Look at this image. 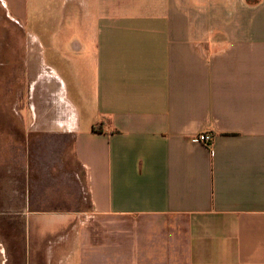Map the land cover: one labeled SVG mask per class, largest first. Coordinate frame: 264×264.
Returning <instances> with one entry per match:
<instances>
[{
  "label": "crops",
  "instance_id": "0c3cea01",
  "mask_svg": "<svg viewBox=\"0 0 264 264\" xmlns=\"http://www.w3.org/2000/svg\"><path fill=\"white\" fill-rule=\"evenodd\" d=\"M69 8L51 100L0 136V221H71V264H264V0Z\"/></svg>",
  "mask_w": 264,
  "mask_h": 264
},
{
  "label": "rangeland",
  "instance_id": "374dc122",
  "mask_svg": "<svg viewBox=\"0 0 264 264\" xmlns=\"http://www.w3.org/2000/svg\"><path fill=\"white\" fill-rule=\"evenodd\" d=\"M66 6L65 14H61L60 8ZM69 6L71 0H0V136H7L8 116L20 123L25 117L32 119L29 105L38 107L42 101L51 100L50 94L42 92V86L51 84L54 90V71L61 64L54 49L58 39L65 38L58 22L66 21L69 32ZM59 47L62 48L60 44ZM21 134L22 130L15 129L14 136ZM47 185L48 197L59 189L66 191L62 188L63 180L48 181ZM48 201L56 203L55 199ZM51 207L54 212L62 211L60 206ZM62 207L70 209V205ZM4 216L0 221V264H71V221L42 220L37 222L43 224L42 230L34 235L36 222ZM45 224L51 227L60 224V228L48 227L45 231Z\"/></svg>",
  "mask_w": 264,
  "mask_h": 264
},
{
  "label": "built area",
  "instance_id": "2783aa9c",
  "mask_svg": "<svg viewBox=\"0 0 264 264\" xmlns=\"http://www.w3.org/2000/svg\"><path fill=\"white\" fill-rule=\"evenodd\" d=\"M211 141H212V138H211L210 134H207V133L199 134L193 140V142L200 143V144H203L206 146H210Z\"/></svg>",
  "mask_w": 264,
  "mask_h": 264
},
{
  "label": "bare ground",
  "instance_id": "6f19581e",
  "mask_svg": "<svg viewBox=\"0 0 264 264\" xmlns=\"http://www.w3.org/2000/svg\"><path fill=\"white\" fill-rule=\"evenodd\" d=\"M50 220V219H49ZM48 221V220H47ZM51 221V220H50ZM49 222V221H48ZM40 223H42V222H40ZM43 225V224H42ZM48 226V225H47Z\"/></svg>",
  "mask_w": 264,
  "mask_h": 264
}]
</instances>
